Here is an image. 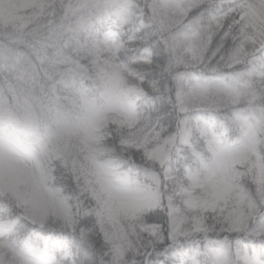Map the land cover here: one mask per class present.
I'll use <instances>...</instances> for the list:
<instances>
[{
  "label": "snow or ice",
  "instance_id": "6c2138e0",
  "mask_svg": "<svg viewBox=\"0 0 264 264\" xmlns=\"http://www.w3.org/2000/svg\"><path fill=\"white\" fill-rule=\"evenodd\" d=\"M145 34H154V46H141ZM165 46L185 67L200 63L205 49L216 58L212 71L219 73L197 82L190 102L177 96L206 154L180 127L184 119L177 135L158 128L155 142L136 131L145 115L137 107L159 106L145 96L144 73L133 65L153 55L163 62ZM181 48L184 55L177 54ZM114 132L122 147L160 166L169 164L178 139L190 145L202 169L189 172L191 186L182 189L188 209L227 212L229 230L257 237L237 242L249 253L244 264H264V0H0V264H103L106 257L110 264H130L132 257L138 264H157V258L201 264V256L210 264H232L211 241L197 252L195 245L147 247L115 234L108 249L69 241L55 257L31 244L8 203H52L30 163L55 151L75 168L83 153L98 177L116 174L125 158L107 146ZM188 162L176 160L181 170ZM107 190L122 209L135 207L131 193ZM188 219L178 223L176 236L185 234ZM190 220L195 231H207L201 215Z\"/></svg>",
  "mask_w": 264,
  "mask_h": 264
},
{
  "label": "clouds",
  "instance_id": "9594fccd",
  "mask_svg": "<svg viewBox=\"0 0 264 264\" xmlns=\"http://www.w3.org/2000/svg\"><path fill=\"white\" fill-rule=\"evenodd\" d=\"M139 41L141 46H154V34H145L139 37ZM164 54L163 62L153 55L149 63L133 65L135 71L144 73L145 96L155 98L154 103L159 106L156 111L137 107V110L145 115L136 131L155 142L158 128L163 132L177 135L176 125L184 119L187 123L180 127L190 130L192 141L200 146L202 154H206V145L199 137L191 115L180 111L177 96L180 94L186 102H190L193 86L219 73V70L217 73L212 71V68L216 67V58L209 56L205 49L200 63L185 67L184 64L174 63L173 54L167 46ZM177 54L184 55V48ZM185 60H190V56H185ZM181 73L183 76L178 80L177 76ZM135 103L138 106L140 101L137 100ZM165 106L166 111L159 110ZM207 115L210 116L211 113ZM168 117L172 120L170 124L165 123ZM201 122H204L202 117ZM119 135L120 133L114 132L107 141L112 153L125 158L118 172L113 175L98 177L95 174V166L83 153H78V164L75 168L66 165L55 151L44 155L38 163H30L34 174L41 179V191L45 199L52 203L46 208H38L30 202L8 203L9 211L16 213L17 222L24 226L23 235L31 244L46 248L49 254L55 257L60 245L69 241H80L108 249L110 247L108 237L115 234L126 235L147 247L158 246L165 241L195 245L197 252L207 249L211 241L217 249L230 254L232 264H244L243 257L249 253L244 247L238 246L237 242L243 245L250 238L257 237H250L247 230H229L226 222L227 212L212 210L193 212L185 203L187 196L183 194L182 189L191 186L188 174L189 172L196 174L202 169L193 148L182 139H178L169 164L160 166L147 159L142 151L122 147L116 139ZM177 158L189 161L183 165V170L176 163ZM20 159L29 163L23 156ZM103 159H100L101 165ZM41 172L44 173L42 177ZM107 185L131 193L135 207L122 209L110 196ZM195 195L202 196L203 193L197 190ZM197 214L204 218L206 232L194 230L190 218ZM185 217L189 218L183 224L185 234L176 236L175 229ZM132 261L138 264L136 257H132L130 264ZM200 261L201 264H210L204 256L200 257ZM67 264L74 262L68 261ZM103 264H110V259L106 257ZM157 264L163 262L157 258Z\"/></svg>",
  "mask_w": 264,
  "mask_h": 264
}]
</instances>
